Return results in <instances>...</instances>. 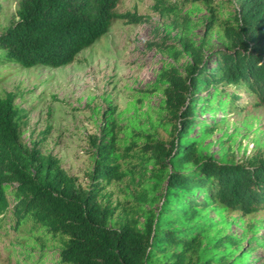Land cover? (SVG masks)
<instances>
[{
    "label": "trees",
    "instance_id": "1",
    "mask_svg": "<svg viewBox=\"0 0 264 264\" xmlns=\"http://www.w3.org/2000/svg\"><path fill=\"white\" fill-rule=\"evenodd\" d=\"M120 1L21 0L18 19L0 33V65H67L106 33L114 18L125 23L149 19L117 12ZM187 1L206 5L211 17L205 37L217 31L226 47L214 51L213 58L211 53L204 54L206 40L196 44L188 36L182 37L183 51H174V55L179 59L187 53L192 62L185 72L176 66L163 68L160 87L152 89L163 91V108L174 124V138L166 142L143 134L148 137L145 143L121 146L122 126L111 120L104 127L108 139L91 136L95 163L88 187L69 174L57 155L43 152L40 144L49 130L33 146L23 141L21 121L26 114H20L13 92L0 97V220L10 213L16 229L32 222L62 237L59 264H237L249 251L230 259L226 248L237 244L230 235L204 247L210 226L193 223L208 206L246 214L264 210V158L257 154L246 164L202 156V139L225 118L206 121L197 112L264 106V0H238L233 20H221L218 0ZM158 7L156 4L155 9ZM173 9L162 6L161 10L170 13ZM183 25L187 28L185 18L174 22L175 28ZM165 42L149 45L161 47ZM196 125L201 134L189 136ZM148 154L154 160L150 176L157 179L155 185L167 175L157 212L143 208L140 200H150L145 193L136 196L137 202L113 204V192L107 186L123 181L128 174L119 158H146ZM202 192L207 200L199 199Z\"/></svg>",
    "mask_w": 264,
    "mask_h": 264
},
{
    "label": "rangeland",
    "instance_id": "2",
    "mask_svg": "<svg viewBox=\"0 0 264 264\" xmlns=\"http://www.w3.org/2000/svg\"><path fill=\"white\" fill-rule=\"evenodd\" d=\"M20 2L0 0V33L18 19ZM218 2L221 20H233L239 1ZM162 6L174 9L167 13L161 10ZM116 11L147 15L149 19L143 23H125L123 19L114 18L109 30L67 65L55 68L24 67L16 63L0 65V97L13 92L20 114H26L21 121L23 141L33 146L44 137L43 132L49 130L46 140L40 144L41 149L57 155L62 166L85 187L89 186L95 163L91 136L108 139L104 127L111 120L122 126L121 146L133 141L145 143L148 137L143 134H152L155 139L166 142L174 138V124L163 108V91L152 89L160 87L163 68L176 66L185 72L192 62L187 53L179 59L174 55V51H183V36L196 44L206 40L204 54L213 55L214 51L226 47L217 31L205 37L211 12L202 2L121 0ZM184 18L187 28L184 25L175 28L174 22L181 23ZM165 39V46L149 45ZM213 58L209 59L212 66ZM238 93L245 94L243 89H238ZM197 114L206 121L225 118L223 124L202 139V156H212L219 162L246 164L257 154L264 158V106L246 111L198 110ZM201 132L200 125H196L189 136H198ZM148 157L149 154L146 158H119L118 162L128 174L123 181L107 186L106 190L113 192V204L137 202L136 196L145 193L150 200H155H140L143 208L157 212L166 190L167 175L156 186L157 179L150 176L154 160ZM9 198L14 200L11 193ZM199 199L207 200L204 192L199 194ZM201 213L203 217L193 224L210 226L203 240L204 247H212L219 238L230 235L238 244L226 248L230 259L235 260L249 250L237 264H264V210L246 214L224 211L214 205L202 208ZM141 214V222H144L146 217ZM0 224V264H59L62 237L32 222L16 229L15 218L10 213Z\"/></svg>",
    "mask_w": 264,
    "mask_h": 264
}]
</instances>
